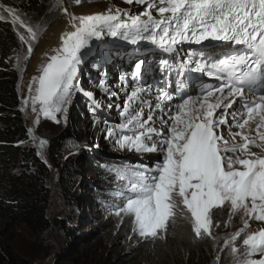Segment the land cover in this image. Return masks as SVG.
Masks as SVG:
<instances>
[{"label": "snow or ice", "instance_id": "snow-or-ice-1", "mask_svg": "<svg viewBox=\"0 0 264 264\" xmlns=\"http://www.w3.org/2000/svg\"><path fill=\"white\" fill-rule=\"evenodd\" d=\"M81 2L73 0L75 5ZM122 2L143 6V10L133 13L109 7L101 13L76 15L63 6V0H56L53 7L68 17L72 30L63 32L59 45L45 54L47 60L29 83L21 111L30 106L37 114L36 125L41 114L60 123L57 114L65 112L77 91L99 108L95 94L79 83L85 51L105 36L132 45L150 42L169 57L159 60L161 80L155 104L142 98L151 93L152 86L145 87V61L137 60L130 74L136 86L120 113L121 122L106 128L105 138H113L121 150L162 158L152 164L109 169L123 183L109 193L120 202L108 207L117 217L132 218L133 233L144 239L166 234L178 211L190 214L196 238L208 237L214 244L223 241L215 256L217 264L225 248L231 264H264V227L249 230L250 220L264 222V0ZM0 22L13 26L21 45H26L24 58H30L41 27L31 25L15 5L3 0ZM205 41L220 42L224 49L219 54L214 47L207 55L203 50L186 53L187 59L177 62L184 44L203 45ZM15 59L19 67L21 56L17 54ZM173 71L180 77L201 73L218 83L204 84L197 95H191L184 91L181 79L170 92L171 84L164 77ZM120 79L123 82L128 77ZM98 85L104 92L110 91L106 79ZM174 93L180 101L166 109ZM156 112L161 115L157 117ZM157 122L161 128L155 126ZM28 133L35 142L34 129L29 128ZM46 143L39 140L41 147ZM216 210H226L229 221L239 216L243 226L223 237L215 235L213 228L220 227L213 219Z\"/></svg>", "mask_w": 264, "mask_h": 264}, {"label": "rangeland", "instance_id": "rangeland-1", "mask_svg": "<svg viewBox=\"0 0 264 264\" xmlns=\"http://www.w3.org/2000/svg\"><path fill=\"white\" fill-rule=\"evenodd\" d=\"M4 1L8 4L11 0ZM55 3L56 0H53V5ZM81 5H87L85 14L90 12V14L101 13L109 7L131 9L133 13L143 10V6L136 4L127 5L123 3L122 0H82L80 5H75L73 0H63V6L67 7L69 12ZM54 8L58 11V15L48 26L44 27V30L39 34L38 42H34L32 56L28 59L24 58L27 53L26 45H23L25 47V52L21 57L19 67H17L15 57H12L11 62L16 66L20 73V110L22 108L23 99L29 95V83L34 76L40 74L39 69L47 60L45 54H51V50L54 47H57L54 46L52 49H49L43 55L42 63L36 65L35 60L37 58H35V52L38 49V46H40L45 40L46 33L52 25L65 16L58 8ZM113 39L114 38L112 37L105 36V39L102 41H104L103 44L106 46L98 44V41H101V39L94 40L91 44L92 51L83 58L84 62L79 69L80 86L85 91L95 94V98L100 104L99 108H95L87 96L82 92L77 91L73 93L69 103L65 105V112L57 114L60 123H55L52 120L43 117L41 114L39 117V124L36 125L35 121L37 119V114L31 112L30 106L26 111L21 112L25 118L27 129H34V135L37 137V140L33 142L31 137L30 139L32 144L36 147L39 156L44 160L48 162L46 158L48 137L60 132L70 123V121H72L71 125L76 138H71L66 142L64 154L76 155L83 160H90L89 162L80 163L82 173L79 177L73 180L72 187L74 194L79 200H81V203L75 204L71 207L65 203L64 195L58 181L57 171L55 169L52 170L51 179L49 181V218H64L66 221H70V224L73 226L75 225L78 231L77 237L85 236L90 241L91 245L97 243L100 249L104 251V257H107L112 262L114 260H120L122 264H142L141 260L132 261V258H130L131 253L135 249L144 245L148 250L146 251V257L151 258L154 251L162 250V248H171L173 246L176 242L174 236L180 223L189 228L191 232L192 229L189 218L190 214L186 215L178 211L175 219L170 222L166 234L155 239L140 238L132 231V218L123 216V214L122 217H117L108 207L110 204L120 202L113 199L109 193L120 187L123 182L116 180L115 176L112 177L105 171H98V167H100L101 164H112L116 167L124 164H136L140 162L152 164L153 161L162 158L160 154H141L121 150L115 144L113 138H105V129L121 122L120 113L123 111L128 95L136 86L135 84H131L132 80L130 74L133 63L137 60H143L145 61L143 66L144 72L153 69L155 70V68H153L155 66L154 62L157 57L161 55L159 51L152 50V52L149 53L143 52L144 49H142L143 51H140L134 47H129L130 45L128 44H119ZM122 75L127 76L128 79L122 82L120 79ZM101 79L107 80L110 89L109 92L106 93L99 87L98 82ZM145 87L147 86L145 85ZM112 92H115L116 95L112 96ZM157 93L158 91L151 90V93L142 94V98L155 104ZM179 101L180 97L176 100H172L170 105L174 103L176 104ZM137 104L138 102L133 104V107L137 106ZM109 105H111V107H109ZM93 108H95V111H93ZM147 112L148 109L146 108L145 116L147 115ZM158 113L159 112H156L157 117L161 115V113ZM155 126L157 128L162 127L159 122H157ZM222 131L227 138V131L224 129H222ZM233 131L237 130L233 129ZM40 139L47 141L42 147L39 146ZM253 150L258 151L257 149ZM95 165L96 167L93 168ZM99 198L102 199V202L97 201ZM213 219L214 222H218L220 225L219 228L214 227L213 232L215 235L221 237L230 234L243 226L239 216L233 217V219L229 221L226 210H216ZM249 224L250 231H256L264 227V222L260 221L250 220ZM129 237L131 238L129 239ZM64 239L65 236L63 235V232L58 228H54L51 231L41 234L38 238L22 232L17 242L20 249L24 251L26 250L33 255L34 264H50L58 249L63 246ZM208 239L216 252L219 248L223 247L222 240L218 244H214L211 238ZM237 245H242V238L237 240ZM45 249H48V253L43 257L42 253ZM219 254L221 256L220 263L231 264V260L228 257V249L225 248L224 251ZM141 259L143 261L145 260L143 257H141Z\"/></svg>", "mask_w": 264, "mask_h": 264}, {"label": "trees", "instance_id": "trees-1", "mask_svg": "<svg viewBox=\"0 0 264 264\" xmlns=\"http://www.w3.org/2000/svg\"><path fill=\"white\" fill-rule=\"evenodd\" d=\"M8 4L15 5L23 18L33 26L39 25L41 31L58 15L53 0H11ZM24 52L25 47L13 26L0 22V264H34L33 255L18 247V238L22 232L38 238L54 228L61 230L65 239L50 264H122L120 260L112 262L104 257L97 243L91 245L85 236L77 237L78 231L70 221L48 216L52 170L57 171L65 203L71 207L81 203L74 194L73 180L82 173L80 163L90 160L64 154L66 142L76 138L72 121L48 137V162L39 156L20 110V73L11 62L12 57L17 54L22 57ZM115 167L103 163L98 171L114 177V171L109 169ZM97 201L102 202V199ZM174 238L176 242L171 248L154 251L151 258L146 257L148 250L144 245L135 249L130 258L141 260L142 264H217L218 252L208 238H196L181 223ZM47 253L45 249L42 256ZM219 264L223 263L219 261Z\"/></svg>", "mask_w": 264, "mask_h": 264}, {"label": "bare ground", "instance_id": "bare-ground-1", "mask_svg": "<svg viewBox=\"0 0 264 264\" xmlns=\"http://www.w3.org/2000/svg\"><path fill=\"white\" fill-rule=\"evenodd\" d=\"M87 5H81L73 10H71L70 12L76 14V15H81V14H85L86 13V7ZM91 11H92V8H91ZM91 13V12H90ZM88 13V14H90ZM71 27L70 25L68 24V17L65 15L64 17H62L61 19H59L54 25H52V27L47 31L46 33V38L45 40L42 42V44L40 46H38V49L36 50L35 52V58H37L35 60V63L36 65H40L42 63V60H43V55L49 50V49H52V47L54 46H58L59 45V40H60V36L63 32L65 31H71ZM103 39H105V37H103L101 39V41H98V44L99 45H102V46H105V44H103L104 41H102ZM113 40H116L117 42H120V43H127L125 41H122L120 39H117V38H114ZM90 50H86L85 53H89ZM212 49H209L208 52H211ZM35 65V66H36ZM38 67V66H36ZM152 71V70H151ZM155 75H158V77L160 76V73L157 71H152ZM152 73V74H153ZM159 73V74H158ZM154 75V76H155ZM176 100V99H174ZM153 106H154V103H153ZM168 106H171L174 108L175 106V103L172 104V105H167L166 104V109ZM231 111V110H230ZM160 114V113H158ZM157 115V114H156ZM235 129V128H234ZM237 131L239 129H236Z\"/></svg>", "mask_w": 264, "mask_h": 264}]
</instances>
